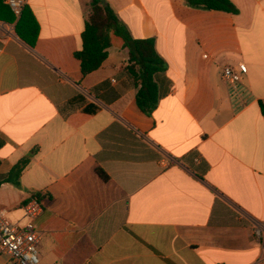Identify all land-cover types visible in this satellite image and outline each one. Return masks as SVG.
I'll use <instances>...</instances> for the list:
<instances>
[{
  "label": "crops",
  "instance_id": "crops-1",
  "mask_svg": "<svg viewBox=\"0 0 264 264\" xmlns=\"http://www.w3.org/2000/svg\"><path fill=\"white\" fill-rule=\"evenodd\" d=\"M105 1L155 39L157 108L140 110L118 41L83 75L90 0H26L33 46L0 22V211L24 224L43 198L40 264H264V0ZM24 159L20 185L3 182Z\"/></svg>",
  "mask_w": 264,
  "mask_h": 264
},
{
  "label": "trees",
  "instance_id": "trees-1",
  "mask_svg": "<svg viewBox=\"0 0 264 264\" xmlns=\"http://www.w3.org/2000/svg\"><path fill=\"white\" fill-rule=\"evenodd\" d=\"M0 0V22L15 24L16 33L29 45L33 46L38 34L39 25L31 9L26 5L21 17L16 20L15 15L5 3ZM188 6L202 10H221L235 12L231 0H186ZM90 11L87 13L85 30L82 34V49L75 52V57L81 63L83 75L99 69L107 59L109 49L118 41L128 50V65L126 70L133 77L138 86L137 104L140 110L152 116L159 101V90L155 76L166 69L165 60L158 54L155 39L133 38L110 4L105 0H90ZM33 39L30 42L28 39ZM263 112L264 105L260 103ZM4 141L0 138V149ZM29 163L24 159L14 166L3 182L20 185V178ZM1 164V159H0ZM103 179L105 173L99 170ZM36 198L43 204V198Z\"/></svg>",
  "mask_w": 264,
  "mask_h": 264
},
{
  "label": "built area",
  "instance_id": "built-area-1",
  "mask_svg": "<svg viewBox=\"0 0 264 264\" xmlns=\"http://www.w3.org/2000/svg\"><path fill=\"white\" fill-rule=\"evenodd\" d=\"M6 4L18 19L27 5L26 0H6ZM239 69L244 75L248 73L245 64H240ZM223 76L232 84L241 80V75L232 67H226ZM24 210V224L12 222L7 212L0 211V255L8 256L12 264H40L38 244L41 234L36 230L35 220L43 213L44 205L32 197Z\"/></svg>",
  "mask_w": 264,
  "mask_h": 264
},
{
  "label": "rangeland",
  "instance_id": "rangeland-1",
  "mask_svg": "<svg viewBox=\"0 0 264 264\" xmlns=\"http://www.w3.org/2000/svg\"><path fill=\"white\" fill-rule=\"evenodd\" d=\"M88 11H90V7H89Z\"/></svg>",
  "mask_w": 264,
  "mask_h": 264
}]
</instances>
